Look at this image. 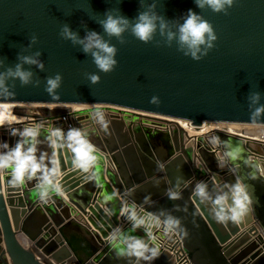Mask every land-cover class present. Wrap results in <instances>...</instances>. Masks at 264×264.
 <instances>
[{
    "label": "water",
    "instance_id": "obj_1",
    "mask_svg": "<svg viewBox=\"0 0 264 264\" xmlns=\"http://www.w3.org/2000/svg\"><path fill=\"white\" fill-rule=\"evenodd\" d=\"M117 7L134 18L139 0H0V57L14 65L18 52L36 34L39 43L32 50L42 52L45 64L42 72L32 68L41 80L39 87H21L17 80L16 94L0 97V104L12 106L15 118L0 124V142L14 146L19 137L12 136V130L37 123L44 125L42 141L55 127H82L101 156L94 174H63L73 166L72 153L57 150L59 183L67 202L60 193L42 202L35 180L10 188V176L4 178L11 189L6 193L16 194L4 196L0 174V264H136L134 258H117L119 246L109 236L116 227L131 231L121 209L132 199L141 203L149 194L156 204L145 206L147 212L181 206L172 214L181 217L184 231L173 235L186 264H264V122H250L247 100L250 92L259 91L264 104V0H238L229 15L204 10L219 39L201 61L177 52L175 44L156 48L127 33L125 45L113 38L119 64L105 74L58 33L67 23L83 37L82 21L102 33L90 17ZM189 9L201 12L195 0H161L157 11L171 20ZM58 72L63 84L59 98L53 99L44 91V81ZM85 73H98L100 83L91 84ZM153 95L160 97L159 107L149 103ZM97 109L110 121L107 131L94 120ZM175 120L262 129L259 138L245 130L194 137ZM214 137L220 143L214 144ZM40 147L53 152L46 142ZM77 173L78 180L72 179ZM177 176L185 181L182 199L171 201L165 192ZM154 178L161 179L159 187ZM237 179L248 185L251 211L238 223H218L210 207L195 197L194 187L199 181L211 188ZM129 192L134 196L126 195ZM131 234L145 236L142 229ZM153 240L170 243L159 236V229ZM159 249L150 264H176L169 250Z\"/></svg>",
    "mask_w": 264,
    "mask_h": 264
},
{
    "label": "clouds",
    "instance_id": "obj_2",
    "mask_svg": "<svg viewBox=\"0 0 264 264\" xmlns=\"http://www.w3.org/2000/svg\"><path fill=\"white\" fill-rule=\"evenodd\" d=\"M116 2L120 4L121 0ZM160 2L161 0H150V2L139 0L138 14L134 18L123 15L119 7L109 8L102 15L90 17L100 25L102 33L89 30L87 24L82 21L81 26L85 32L83 37L78 30H73L67 23L60 26L58 35L62 40L70 41L73 46H79L85 55L91 57L99 72L105 74L114 72L119 64L116 59L119 49L111 42L112 39L115 38L120 45H125L129 43L125 37L126 33L156 48H171L175 44L177 52L195 61H201L216 48L219 39L214 25L205 18L203 11L211 10L213 13L229 15V10L238 0H195L201 12L197 13L189 9L185 15L171 20L157 11ZM38 43L39 37L32 34L29 44L18 52L17 62L14 65L7 64L6 57H0V97L14 96L17 80L21 87L40 86L41 80L32 71L33 67L41 72L45 70V64L40 58L42 52L32 50ZM85 76L93 85L101 81L98 73H85ZM44 83V91L53 99H58V89L63 84V75L58 72L54 76H47ZM261 99L262 94L259 91L250 92L247 97L249 119L252 123L264 122L262 119L264 104L261 103ZM149 103L159 107L162 101L158 95H153ZM93 117L100 128L104 131L108 130L110 121L107 120L104 111L97 109ZM43 130L42 123L19 130L13 129L10 134L19 137L14 146H10L8 142H0V173L5 171L10 173L8 183L13 188L35 180L40 200L47 203L53 193L58 194L62 190L59 183L61 167L57 150H69L72 153L73 167L84 173L94 174L101 156L99 149L90 139L89 131L85 128L70 127L65 131L63 128L55 127L47 132L42 141L40 137ZM44 142L53 149L51 155L41 149L40 145ZM212 142L220 143L218 137H214ZM152 182L155 187H159L161 179L154 178ZM184 183L183 176H177L174 184L172 181L168 182L165 195L169 200L182 199ZM193 191L201 204L210 207L211 215L221 224L242 221L252 208L253 200L248 185L239 179L235 183L211 188L207 182L199 181ZM126 195L134 196V192ZM155 204L156 201L152 200L149 194L141 203L132 199L121 209L122 214L131 224V231L125 232L122 228L116 227L110 233V241L119 246L118 259L128 258L131 261L134 258L136 264L140 261L150 264L160 255V249L153 240L155 229L162 228L169 234L184 231L181 217L172 214L173 211H181L180 205H174L172 210L163 208L155 212L145 210V206L151 207ZM139 229L144 231L145 236L131 234Z\"/></svg>",
    "mask_w": 264,
    "mask_h": 264
},
{
    "label": "built area",
    "instance_id": "obj_3",
    "mask_svg": "<svg viewBox=\"0 0 264 264\" xmlns=\"http://www.w3.org/2000/svg\"><path fill=\"white\" fill-rule=\"evenodd\" d=\"M170 120V119H169ZM174 122H177L179 126L183 128V130L189 135L198 137L195 134L198 132H203L202 135L205 137L206 135H209V129L212 125V123H202L200 126H193L191 125V122L189 121H182V120H175ZM227 127L228 125L225 124ZM219 128L221 131L230 132L227 130L226 127ZM234 131H240V128H234ZM159 236L164 239V241H170V243H156L155 245L159 248L167 249L169 252L174 256L176 264H186L187 263V257L185 253L183 252L179 239L177 236H174L173 233L169 234L166 233L163 229H159Z\"/></svg>",
    "mask_w": 264,
    "mask_h": 264
},
{
    "label": "crops",
    "instance_id": "obj_4",
    "mask_svg": "<svg viewBox=\"0 0 264 264\" xmlns=\"http://www.w3.org/2000/svg\"><path fill=\"white\" fill-rule=\"evenodd\" d=\"M72 109H73V110H77L78 108H77V107H72ZM240 129H241V130H248V131H250V132L253 133V135L255 136V138H259L260 130H261L262 128H260V127H252V126H249V127H248V126H247V127H243V128L240 127ZM76 170H79V169L74 168V167L72 166L71 168H67V170H66L63 174L68 173V172H74V171H76ZM0 174H1V185H2L3 195L6 196V195H8V194H9V195L16 194V193H6V191H7L8 189L11 190L10 188H13V187H10V188H9V187L7 186L5 180H4V178L10 176V173L2 172V173H0ZM80 174H81V173H77L76 175H74V177H72V179H74V180H78ZM61 176H62V174H61ZM61 176H60V178H61ZM79 181H80V180H79ZM25 184H26V183H25ZM16 188H19V187H16ZM60 195H61V197L63 198V200H65V202H67V199H66V197H65V194H63V193L60 192Z\"/></svg>",
    "mask_w": 264,
    "mask_h": 264
},
{
    "label": "bare ground",
    "instance_id": "obj_5",
    "mask_svg": "<svg viewBox=\"0 0 264 264\" xmlns=\"http://www.w3.org/2000/svg\"><path fill=\"white\" fill-rule=\"evenodd\" d=\"M11 110H12L11 105L0 104V124H6L8 122L15 120V118L11 115ZM226 128L230 132L234 131L233 130L234 128H232V126L228 125ZM235 128H238V127L235 126ZM217 130H220V129L218 127H215V126H211L209 129V131H210L209 134L217 132ZM245 131H248V130H245ZM202 134H203V132H198L195 135L198 137H203L204 135H202Z\"/></svg>",
    "mask_w": 264,
    "mask_h": 264
},
{
    "label": "rangeland",
    "instance_id": "obj_6",
    "mask_svg": "<svg viewBox=\"0 0 264 264\" xmlns=\"http://www.w3.org/2000/svg\"><path fill=\"white\" fill-rule=\"evenodd\" d=\"M211 126H215V127H219V128H221V127H224L225 126V124H212ZM229 126H232V128H235V126L236 127H238V128H243V127H247V126H238V125H229ZM249 127V126H248Z\"/></svg>",
    "mask_w": 264,
    "mask_h": 264
}]
</instances>
